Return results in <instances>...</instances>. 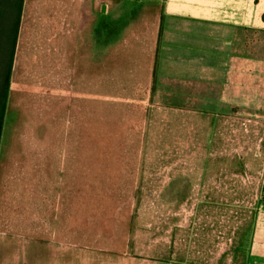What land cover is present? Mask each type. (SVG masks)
<instances>
[{
	"label": "rangeland",
	"instance_id": "obj_1",
	"mask_svg": "<svg viewBox=\"0 0 264 264\" xmlns=\"http://www.w3.org/2000/svg\"><path fill=\"white\" fill-rule=\"evenodd\" d=\"M141 1L24 0L0 264L246 263L264 120L154 105L153 35L124 29Z\"/></svg>",
	"mask_w": 264,
	"mask_h": 264
},
{
	"label": "crops",
	"instance_id": "obj_2",
	"mask_svg": "<svg viewBox=\"0 0 264 264\" xmlns=\"http://www.w3.org/2000/svg\"><path fill=\"white\" fill-rule=\"evenodd\" d=\"M140 6L124 29L153 35L145 40L154 42L148 90L154 105L212 124L240 115L264 120V0H143ZM116 7L95 11L96 21L105 19L101 28L115 29L107 18ZM260 178L245 264H264V169Z\"/></svg>",
	"mask_w": 264,
	"mask_h": 264
},
{
	"label": "trees",
	"instance_id": "obj_3",
	"mask_svg": "<svg viewBox=\"0 0 264 264\" xmlns=\"http://www.w3.org/2000/svg\"><path fill=\"white\" fill-rule=\"evenodd\" d=\"M23 5L24 0H0V154L13 120L9 106L12 63Z\"/></svg>",
	"mask_w": 264,
	"mask_h": 264
}]
</instances>
